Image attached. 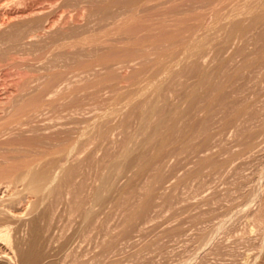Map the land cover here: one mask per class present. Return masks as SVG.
<instances>
[{"label":"rangeland","instance_id":"1","mask_svg":"<svg viewBox=\"0 0 264 264\" xmlns=\"http://www.w3.org/2000/svg\"><path fill=\"white\" fill-rule=\"evenodd\" d=\"M0 264H264V0H0Z\"/></svg>","mask_w":264,"mask_h":264}]
</instances>
